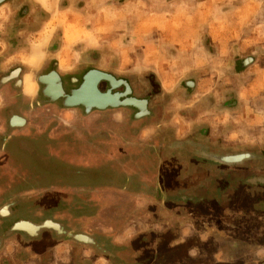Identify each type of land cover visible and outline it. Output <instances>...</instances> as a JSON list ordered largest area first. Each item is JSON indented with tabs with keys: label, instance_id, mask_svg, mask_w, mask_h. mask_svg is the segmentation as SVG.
<instances>
[{
	"label": "crops",
	"instance_id": "1",
	"mask_svg": "<svg viewBox=\"0 0 264 264\" xmlns=\"http://www.w3.org/2000/svg\"><path fill=\"white\" fill-rule=\"evenodd\" d=\"M22 3L23 0H9L0 5V76L15 63L24 65L25 60L30 68L38 69L40 66L38 60L33 61L29 57L28 51L30 44L36 46L35 43L41 39L43 28L28 24V13L22 16ZM64 49L65 43L54 48L48 42L42 51L49 54L45 60L50 59L51 64L57 61L61 69L65 64L59 61L57 53L50 52L63 54ZM18 73L14 72L12 76L16 77ZM34 76V73L25 75L24 93L29 102L36 98L38 91ZM258 77L256 84L260 82L263 85L264 74ZM46 78L43 81L48 86L47 95L55 96L59 93L57 78L53 75ZM195 83L197 96L206 93L209 83L198 79ZM6 91L3 90V97ZM162 97H148L149 107L155 112L152 120L138 122V128L132 124L128 127L138 129L134 140L145 147L159 146L161 150L162 146L164 153L132 157L134 167L123 174L131 180L127 183L131 186L117 189L114 194L99 196V214L92 215L90 226H85L87 233L98 232L102 239L111 237L116 248V262L68 238L63 241L47 237L37 242L26 241L29 245L20 248L18 243L25 241L16 236L7 250L0 251V259L3 260L0 264H16L18 259H23L20 264H62L64 261L69 264H264V180H261L264 177V159L240 162L241 166H235L223 163L217 157L218 153H223L221 151L231 155L243 153L241 147L247 140L253 141L252 137L262 154L264 112L258 116L261 122L255 124L259 128L253 135L247 134V130L252 129L251 120H256L255 116L247 117V122L242 119L241 126L235 123L226 125L228 120L219 119L218 115L225 117L228 112H231L229 116L239 115L241 110L238 107H227L222 113L211 108L212 116H206L197 106L184 107L185 110L179 108L178 113L172 114V107L165 106L161 102ZM130 111L128 108L120 112L113 110L106 112L105 116L116 120L122 117L124 125H127ZM250 112L253 113L252 109ZM244 113L245 117L247 114ZM168 114L172 115L167 117ZM11 117V125H24L25 120L17 114H11ZM203 129L206 133L210 129L208 137L200 135ZM122 137L126 138L124 134ZM194 137L208 145L202 154L195 147L187 146L190 144L179 143L184 138L193 140ZM133 184L138 188H133ZM96 221L99 224H95ZM45 243L50 244L46 247ZM40 245L49 251L37 252L36 246ZM21 253L24 255L22 258L19 256Z\"/></svg>",
	"mask_w": 264,
	"mask_h": 264
},
{
	"label": "rangeland",
	"instance_id": "2",
	"mask_svg": "<svg viewBox=\"0 0 264 264\" xmlns=\"http://www.w3.org/2000/svg\"><path fill=\"white\" fill-rule=\"evenodd\" d=\"M22 6L28 8L22 15L28 13V24L43 28L41 39L36 46L30 44L28 51L29 57L38 60L40 66L30 68L25 60L27 72L36 76L46 72L51 60H45L49 54L42 48L48 42L54 48L65 43L63 54L50 52L57 53L59 61L65 64L60 69L64 74L80 76L92 68L125 78L135 96L163 95L161 102L172 107V114L178 113L179 108L197 106L206 116H212L211 108L222 113L227 107H238L239 115L229 116L231 112H228L225 117L218 115L219 119L228 120L226 125L241 126L242 119L255 116L247 134L258 133L259 127L255 124L261 122L258 116L264 112V84H256L258 76L264 74V0H23ZM101 8L115 14L108 24L104 23ZM217 9L221 13H217ZM98 27L106 29L95 33L98 46H87L89 37L85 33L95 32ZM248 58H252V62L243 65L242 61ZM197 79L209 83L206 93L199 96L195 93ZM188 81L195 83L193 88L187 87ZM99 130L93 129L95 133ZM252 139L244 143L242 152L256 146V139ZM69 197L64 196V199L69 202ZM74 197L83 198L73 196L70 203L75 201ZM43 203L46 207L52 206L53 197L47 196ZM32 206L30 202L23 203L16 217L32 216L29 212ZM71 209L74 213H83L75 205ZM46 214L52 216V212ZM25 226L29 231L34 230L29 223ZM10 243L0 251L7 250ZM18 245L25 248L29 244L20 242ZM21 260H15L16 264Z\"/></svg>",
	"mask_w": 264,
	"mask_h": 264
},
{
	"label": "flooded vegetation",
	"instance_id": "3",
	"mask_svg": "<svg viewBox=\"0 0 264 264\" xmlns=\"http://www.w3.org/2000/svg\"><path fill=\"white\" fill-rule=\"evenodd\" d=\"M24 65L14 64L0 76V210L4 208L0 216V230H2L0 239L3 238L0 249L9 241H13L16 236L22 237L21 240L29 243L41 241L46 237L53 241L67 240L65 235H59L53 230H43L37 237H31L24 232L5 236L6 230L15 222L27 220L34 224H41L50 220L64 227L67 232L86 235L94 239L95 244H80L91 247L116 262V248L111 243V237L102 239L98 232L87 233L84 231L85 226H90L89 220L92 215L99 214L101 209L99 196L114 194L115 190L127 188L126 185H130L127 183L131 180L123 174L124 171L134 167L132 157L164 153L165 148L162 146L159 150V146L145 147L143 143L134 140L138 132L137 123L142 120H152L155 112L148 105V115L134 118L136 111L130 109L131 115H129L127 125H124L125 119L123 120L122 117L116 120L105 116L106 112L113 110L85 114L81 109L62 108L58 102L42 104L40 103L43 100L40 84L36 98H30L29 102L25 99L29 97L24 93V83L25 75L32 72H27ZM50 69L51 63L46 72L35 75L34 78L49 73ZM17 71L19 73L16 77L6 84L1 83L3 78L11 77ZM56 71L63 79L65 89L67 84L69 88L76 87L71 84L70 79L80 78L86 72L80 76L64 74L60 71V66L56 67ZM103 85H105L104 89ZM99 88L105 92L108 88L107 82L102 81ZM5 89L8 91L3 97L2 93ZM133 95L135 96V93ZM135 97L149 100L148 97ZM123 110L116 109L119 112ZM11 114H17L25 120L24 125H11ZM171 115L168 114L167 117ZM130 124L137 128L128 127ZM99 127L100 130L95 133L93 129ZM123 134L126 136L125 139L122 137ZM200 135L205 138L209 134L203 129ZM179 143L181 145L190 144L187 146L195 147L201 154L205 148H208L207 144L202 140H196L195 137L193 140L184 138ZM256 148L260 149L254 147L248 152L235 153L242 155L239 157H226L231 156V153L227 154L224 151L218 153L217 157L223 163L241 166L240 162H255L264 159V155L259 154L260 151H255ZM240 158L242 160L231 163ZM124 159L129 161L124 162ZM132 187L138 188L136 184ZM49 195L53 197V204L46 207L43 201ZM64 196H71L68 198L69 202L64 199ZM73 196L83 198L74 197L75 201L70 203L71 200L73 201ZM26 202L33 204L29 209L32 216L16 217L19 207ZM73 205L83 213H74L71 209ZM48 212H52V216H48L46 214ZM95 224L99 222L96 221ZM48 244L45 243L46 247ZM32 245L35 247V244ZM137 245L139 246L140 243ZM43 246H36V251L44 252L46 247ZM160 259L162 260V257Z\"/></svg>",
	"mask_w": 264,
	"mask_h": 264
},
{
	"label": "water",
	"instance_id": "4",
	"mask_svg": "<svg viewBox=\"0 0 264 264\" xmlns=\"http://www.w3.org/2000/svg\"><path fill=\"white\" fill-rule=\"evenodd\" d=\"M8 1L9 0H0V5L5 4ZM27 11L28 8L23 7L22 14H25ZM252 60V58H248L245 61H242V64L248 65L252 62ZM57 65V62L52 63L50 69L51 71L47 74L39 76L38 78V82L42 86L41 94L43 96V100L40 103L47 104L58 102L60 104L59 106L62 108L81 109L85 114L125 108L136 111L134 118H141L149 114V100L136 98L133 95L134 90L127 79L117 78L111 73L91 68L88 69L80 78H71V84L76 85V87L66 90L63 86V79L56 71ZM49 75H53L57 78L58 84H56V87L58 88L57 90L59 93L55 96L47 95L48 86L43 80ZM13 78L14 77L12 75L11 77H5L1 80V83L6 84V82L12 80ZM102 81L107 82L108 84V88L105 92H102L99 88V84ZM186 85L188 88H193L195 83L193 81H188ZM240 160H242V158L238 161ZM3 209L0 210V216H2ZM26 223L34 226V230L32 232L21 227V225ZM43 230H53L59 235H65L67 238L80 243L95 244L94 239L86 235L67 232L64 227L50 220H46L41 224H34L27 220L15 222L6 230L5 236H10L17 232H24L31 237H37V235ZM2 240L3 238L0 239V246Z\"/></svg>",
	"mask_w": 264,
	"mask_h": 264
},
{
	"label": "clouds",
	"instance_id": "5",
	"mask_svg": "<svg viewBox=\"0 0 264 264\" xmlns=\"http://www.w3.org/2000/svg\"><path fill=\"white\" fill-rule=\"evenodd\" d=\"M216 11H217V13H221L220 9H217ZM100 13L103 15V20H104L105 24H108L111 20H113L115 18V14L112 13L109 9L101 8ZM189 19H190V17H189ZM88 22L91 23L92 21L89 20ZM97 23H99V21H97ZM105 30H106L105 27H98L95 29V32L89 31V32L85 33L89 37L87 46H89V47L98 46L99 40L97 39V36L95 33H102ZM193 254H195V253L193 252Z\"/></svg>",
	"mask_w": 264,
	"mask_h": 264
},
{
	"label": "bare ground",
	"instance_id": "6",
	"mask_svg": "<svg viewBox=\"0 0 264 264\" xmlns=\"http://www.w3.org/2000/svg\"><path fill=\"white\" fill-rule=\"evenodd\" d=\"M49 76H50V75H49ZM38 78H39V77L36 78V82H35V83H36V86H37V88H38V90H39V89H40V86H39ZM46 79H47V78H46ZM44 81H45V80H44ZM49 81H50V80H49ZM53 81H55V79H54ZM46 82H47V81H46ZM50 83H51V82H50ZM50 87H51V86H50ZM52 87H53V86H52ZM56 89H57V88H56ZM37 93H38V91H37ZM47 94H48V93H47ZM49 94H50V93H49ZM55 95H56V94H55ZM15 118H16V117H15ZM22 121H23V120H22ZM15 124H16V123H15ZM21 124H22V123H21ZM18 125H20V124H18ZM245 155H246V154H245ZM245 155H244V157H246ZM235 156H242V155H241V154H234V155H231V156L229 155V156H226V157H235ZM235 160L238 161L239 159H235ZM233 162H235V161H232L231 163H233ZM24 226H25V224H24ZM25 228H26V226H25ZM27 228H28V227H27ZM32 228H33V227H32Z\"/></svg>",
	"mask_w": 264,
	"mask_h": 264
}]
</instances>
